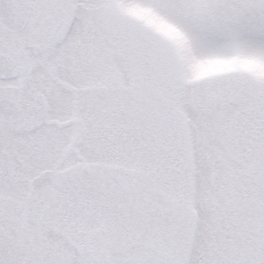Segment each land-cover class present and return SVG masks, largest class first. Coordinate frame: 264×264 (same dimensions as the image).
I'll return each instance as SVG.
<instances>
[{
  "label": "snow or ice",
  "instance_id": "obj_1",
  "mask_svg": "<svg viewBox=\"0 0 264 264\" xmlns=\"http://www.w3.org/2000/svg\"><path fill=\"white\" fill-rule=\"evenodd\" d=\"M0 264H264V0H0Z\"/></svg>",
  "mask_w": 264,
  "mask_h": 264
}]
</instances>
